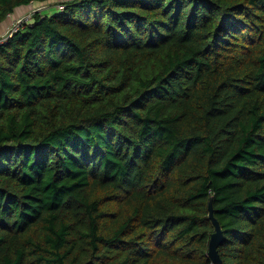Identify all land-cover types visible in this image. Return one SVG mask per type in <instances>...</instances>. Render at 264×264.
<instances>
[{
  "label": "trees",
  "instance_id": "1",
  "mask_svg": "<svg viewBox=\"0 0 264 264\" xmlns=\"http://www.w3.org/2000/svg\"><path fill=\"white\" fill-rule=\"evenodd\" d=\"M32 9L0 40V264H213L211 199L223 264H264V0H0V36Z\"/></svg>",
  "mask_w": 264,
  "mask_h": 264
},
{
  "label": "water",
  "instance_id": "2",
  "mask_svg": "<svg viewBox=\"0 0 264 264\" xmlns=\"http://www.w3.org/2000/svg\"><path fill=\"white\" fill-rule=\"evenodd\" d=\"M209 216L215 226V231L211 234L209 240L208 255L213 264H223L222 258L219 254V246L224 240V232L221 228L219 220L214 215V207L212 199L209 202Z\"/></svg>",
  "mask_w": 264,
  "mask_h": 264
},
{
  "label": "built area",
  "instance_id": "3",
  "mask_svg": "<svg viewBox=\"0 0 264 264\" xmlns=\"http://www.w3.org/2000/svg\"><path fill=\"white\" fill-rule=\"evenodd\" d=\"M31 13L33 14V12ZM32 14H29L27 18L19 17L18 19H16V22L13 23V25L10 26L6 31H4V33L0 36V40L9 38L16 30L20 28L23 22H27L30 20Z\"/></svg>",
  "mask_w": 264,
  "mask_h": 264
},
{
  "label": "rangeland",
  "instance_id": "4",
  "mask_svg": "<svg viewBox=\"0 0 264 264\" xmlns=\"http://www.w3.org/2000/svg\"><path fill=\"white\" fill-rule=\"evenodd\" d=\"M54 2H55V1H54ZM57 3H58V2H57ZM53 4H54V3L40 4V5H38V6L34 5V8H35L36 10H38V9L42 10L43 8L47 9V8L52 7ZM55 4H56V3H55ZM35 9H34V10H35ZM34 10L32 9V10H28V11H26V12L21 16V18H27V16H28L29 14H32L31 12L34 13ZM15 22H16V19H15V18H10L9 21H8V23L5 24L4 27H3L4 31H6V30H7L10 26H12L13 23H15Z\"/></svg>",
  "mask_w": 264,
  "mask_h": 264
},
{
  "label": "crops",
  "instance_id": "5",
  "mask_svg": "<svg viewBox=\"0 0 264 264\" xmlns=\"http://www.w3.org/2000/svg\"><path fill=\"white\" fill-rule=\"evenodd\" d=\"M26 12V11H25ZM23 14V13H22ZM21 15V14H20Z\"/></svg>",
  "mask_w": 264,
  "mask_h": 264
}]
</instances>
